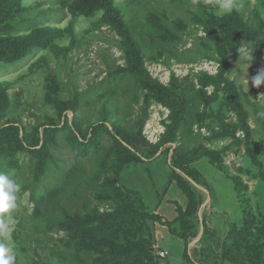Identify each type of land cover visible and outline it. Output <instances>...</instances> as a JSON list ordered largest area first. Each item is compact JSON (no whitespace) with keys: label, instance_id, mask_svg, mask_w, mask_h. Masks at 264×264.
Instances as JSON below:
<instances>
[{"label":"rangeland","instance_id":"obj_1","mask_svg":"<svg viewBox=\"0 0 264 264\" xmlns=\"http://www.w3.org/2000/svg\"><path fill=\"white\" fill-rule=\"evenodd\" d=\"M86 2L0 0V173L21 185L16 264H77L68 227L97 213L135 227L129 239L152 249L142 264H264V85H252L264 0H231L229 13L220 0ZM144 74L169 107L146 103ZM115 124L140 136L138 152L159 151L120 170ZM93 135L81 154L76 138ZM167 238L184 253L165 240L161 259Z\"/></svg>","mask_w":264,"mask_h":264},{"label":"trees","instance_id":"obj_2","mask_svg":"<svg viewBox=\"0 0 264 264\" xmlns=\"http://www.w3.org/2000/svg\"><path fill=\"white\" fill-rule=\"evenodd\" d=\"M100 0H87L88 2L96 3ZM103 1V0H101ZM87 14L90 11H86ZM113 14V12H109ZM118 22V19H116ZM229 30V29H227ZM225 31V28H224ZM227 36L228 32L225 31ZM249 40L252 41V38L249 37ZM260 44L253 45L255 47ZM24 54L26 53L23 51ZM2 50L0 49V55ZM22 55L21 57H23ZM20 57V58H21ZM128 71H130L128 69ZM143 81L146 83L147 88V98L146 103L149 105L151 100H157L160 103L169 107L170 98L168 97V89L163 87L161 84L155 82L150 78V76L143 77ZM5 104L4 97L0 98V107ZM75 110L76 107H73ZM64 110H70L64 108ZM113 131L116 133L114 138L118 144L115 148V154L118 156L116 161L120 165V170H122L126 165L136 163H143L145 160L151 158L155 155L159 149L155 145H149L146 143V139L143 137L139 144H148L150 146L148 150L138 152L137 147V138L140 136H135L131 133H126L118 127V125H113ZM48 132H45V135ZM47 136V135H46ZM83 139L76 138V147L79 148L81 154L86 155L89 150V146H95L98 142V136L93 135L90 139L88 137H82ZM37 141L40 143L41 135ZM46 171V166L43 167ZM47 172V171H46ZM146 214V213H145ZM109 214H95L86 215L82 220H80L81 231L77 230V225L75 227H68L69 240L66 241L67 248L73 250V253H69L68 257H72L76 260L77 264H142L145 262L149 256H151L152 249L147 245V241L144 240L143 234V243H135L134 240L129 239V235L135 233V227L128 224L129 228H121L120 226L113 227V224L110 225L108 220ZM146 218V215H145ZM144 218V219H145ZM92 222V224H91ZM137 223L138 220L133 218L131 224ZM91 224V225H90ZM141 232V231H140ZM137 233L135 236H138ZM83 237V240L79 242L80 238ZM124 239V242L122 241ZM147 245V246H146ZM152 257V256H151ZM185 258L187 259L186 255ZM188 260V259H187Z\"/></svg>","mask_w":264,"mask_h":264},{"label":"clouds","instance_id":"obj_3","mask_svg":"<svg viewBox=\"0 0 264 264\" xmlns=\"http://www.w3.org/2000/svg\"><path fill=\"white\" fill-rule=\"evenodd\" d=\"M219 6L220 10L225 13L233 10L231 0H220ZM244 51V48L239 49V52ZM251 53L248 54L252 57ZM252 85L256 88L264 85V72L252 79ZM20 191L21 185L19 183L8 175L0 173V236L3 237V240H0V264H16L17 261V254L10 239L16 223L11 213L17 208V198Z\"/></svg>","mask_w":264,"mask_h":264},{"label":"crops","instance_id":"obj_4","mask_svg":"<svg viewBox=\"0 0 264 264\" xmlns=\"http://www.w3.org/2000/svg\"><path fill=\"white\" fill-rule=\"evenodd\" d=\"M165 240L169 241V243H170V242H175V245L181 247V249H182V254L184 253V248H183V245H182L181 242H176V241H174L173 239H168V238H167V239H164V240L162 239V240L159 242V244H160V248L163 249V250H165V251L167 252V255H168V256L171 255V251H170L168 248H166V247L163 246V243H164L163 241H165ZM178 244H180L181 246L178 245ZM182 257H183V256H182ZM183 261L187 263V261H185L184 257H183ZM167 264H171L170 260H167ZM173 264H180V263H178V262H177V263H176V262H173ZM187 264H189V263H187ZM190 264H191V263H190Z\"/></svg>","mask_w":264,"mask_h":264},{"label":"built area","instance_id":"obj_5","mask_svg":"<svg viewBox=\"0 0 264 264\" xmlns=\"http://www.w3.org/2000/svg\"><path fill=\"white\" fill-rule=\"evenodd\" d=\"M166 256H167V253L166 252H164V251H161L160 252L161 259L166 258Z\"/></svg>","mask_w":264,"mask_h":264}]
</instances>
